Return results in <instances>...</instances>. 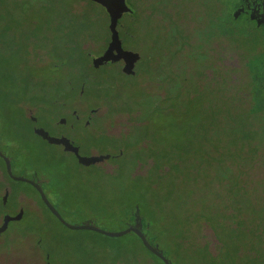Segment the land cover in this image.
<instances>
[{
	"label": "rangeland",
	"instance_id": "rangeland-1",
	"mask_svg": "<svg viewBox=\"0 0 264 264\" xmlns=\"http://www.w3.org/2000/svg\"><path fill=\"white\" fill-rule=\"evenodd\" d=\"M78 1L0 0V54L25 60L21 78L39 108L36 114L20 99L11 103L16 114L9 117L10 133L39 131L37 152L61 160L63 170L51 172L42 186L48 201L70 225L95 220L119 231V223L101 218L119 196L112 188L137 173V181L146 183L135 186L140 191L150 181L154 212L170 219L166 235L177 244L182 258L177 264L208 262L199 245L212 221L217 232L225 230L212 218L220 217L223 207H230L226 222L235 223L227 229L233 241L250 247L230 251L232 257L223 260L224 254L218 262L256 264L258 258L264 263L259 209L264 182L258 179L261 172L264 177V159L249 157L233 189L219 177L216 118L222 111L221 87L228 83L214 61L222 54L208 51L209 42L173 4L142 2L139 11L147 13L139 15L132 39L124 41L123 32H110V18H90L83 11L91 7ZM14 190L19 193L11 194ZM34 190L7 180L0 167V264H129L125 254L109 252L127 238L60 227ZM228 192L254 200L255 207L240 213L236 203L219 199ZM237 211L244 217L239 224ZM208 240L214 241V234Z\"/></svg>",
	"mask_w": 264,
	"mask_h": 264
},
{
	"label": "trees",
	"instance_id": "trees-1",
	"mask_svg": "<svg viewBox=\"0 0 264 264\" xmlns=\"http://www.w3.org/2000/svg\"><path fill=\"white\" fill-rule=\"evenodd\" d=\"M144 1H152L155 6L167 8L173 4L181 10L185 21L194 24L189 26L193 27L198 35L203 34L204 41L209 42L208 51L212 50L222 54L214 63L217 68H220L223 83L229 85L226 84V86L222 85L221 87L223 95L220 97L219 108L222 111L216 118L217 132L220 134L215 138V143L219 141L222 143V163L219 169L221 175L219 177L223 184L233 189L236 180L240 179L249 157H258V161L264 159V28L255 23L252 15L243 13V5H239L241 0H125L131 13L113 17H109L100 6L93 2L83 0L91 7L83 12L90 14V18L93 17L94 20L100 17L110 18V21H105H108L107 27L110 25V32L112 34H116L118 31L123 32V37L128 36L124 41H129L133 37V30L139 15L147 13L139 11L141 3ZM98 9L102 13H96ZM84 19L87 20L88 17L84 15ZM60 65L62 68L67 67L64 61ZM24 66L25 60L17 58L16 55L0 54V116L2 117L0 119V152L9 159L13 175L24 176L40 183L42 187L49 180L51 172L58 171L59 173L63 170L60 169L62 167L61 160L49 161L45 159L46 155L37 152L36 146L41 142L39 131H33L31 134L24 130L23 132L19 130L20 132L10 133L9 120L11 118L9 119V117H15L16 114L14 112L15 106H11V103L16 99H20L25 107L30 108L36 114L39 110L38 102L33 99L30 100L31 94L27 89L26 80L21 78V73H24L22 71ZM230 88L236 90L231 95L233 90L229 91ZM29 101H31L30 104ZM6 117L8 118L6 119ZM241 164L245 166L241 167ZM47 166L50 167L46 168ZM0 167L5 178L12 181L6 174L1 158ZM261 174L262 172L258 179L264 182V177ZM132 176L136 177V181L130 177L132 178L130 182L121 184V187L112 188L119 196L109 202V211L104 212L101 219H108L110 222L116 221L121 225L119 231L129 227L139 229L150 245L159 251L170 264H172V260L175 264L179 263L178 260L182 258L175 246L177 244L173 245L169 242L166 235V228L170 219L167 220L162 215L156 214L149 201L150 181L149 185H143V190L139 191L138 186L135 185L143 180L137 181V173L136 175L132 174ZM12 183L20 182L12 181ZM142 183H146L145 180ZM14 191L11 194L19 193ZM35 193L52 220L60 227L68 230L47 210L38 193L36 191ZM44 194L47 198L45 191ZM262 194L261 198L264 200V193ZM219 199L236 203L240 213L242 212L241 208L255 207L254 200L251 201V204L233 192L219 195ZM52 206L63 219L62 212L54 204ZM259 209L264 212V203ZM229 210L230 207H223L222 211L219 212L220 217H212L225 230L217 232L212 221L209 224L210 232L203 238V243L199 245L200 252H202L200 255L205 256L208 260L205 264H220L217 260L220 256L225 254L227 258H223V260H226L232 257V255L227 254L228 252L233 250L234 253L242 252V250L250 247V244L247 245L243 241L241 244V240L233 241V235L228 231L234 228L235 223L231 225L226 222L230 215ZM254 211L258 212L256 209ZM236 220L237 224L244 222V217L239 214V211H237ZM79 225H92L104 231L112 232L106 228L108 223L99 226L95 220L86 221ZM83 232L93 237L103 236L91 231ZM210 233L215 236V240L211 242L208 240ZM225 235L232 236V238L226 240ZM123 238H127L128 243L121 247L109 249V252L125 254L129 264H137L139 260H142L143 264H163L160 259L145 249L134 233ZM256 247L253 246L252 248L256 250ZM255 260L258 261L256 264H264L258 258Z\"/></svg>",
	"mask_w": 264,
	"mask_h": 264
},
{
	"label": "water",
	"instance_id": "water-1",
	"mask_svg": "<svg viewBox=\"0 0 264 264\" xmlns=\"http://www.w3.org/2000/svg\"><path fill=\"white\" fill-rule=\"evenodd\" d=\"M90 1L102 5L105 8V12L108 15H111V17L121 16L124 14L131 13V10L126 5L125 0H90ZM0 158L4 162L5 171L9 179L15 182L25 183L33 187L35 191L38 193L42 203L47 208V210L68 230L91 231L109 238H121L130 233H134L140 239L141 243L143 244L146 250H148L150 253H152L154 256L160 259L163 264H170L168 260L159 251H157L153 246L150 245V243L146 240V238L141 233V231L137 228L129 227L125 230L118 232H107L92 225H70L66 223L46 198L40 183L29 180L24 176L13 175L11 171V164L9 159H7L1 152H0Z\"/></svg>",
	"mask_w": 264,
	"mask_h": 264
},
{
	"label": "flooded vegetation",
	"instance_id": "flooded-vegetation-1",
	"mask_svg": "<svg viewBox=\"0 0 264 264\" xmlns=\"http://www.w3.org/2000/svg\"><path fill=\"white\" fill-rule=\"evenodd\" d=\"M239 5H243V13L252 15L255 23L264 28V0H241Z\"/></svg>",
	"mask_w": 264,
	"mask_h": 264
}]
</instances>
